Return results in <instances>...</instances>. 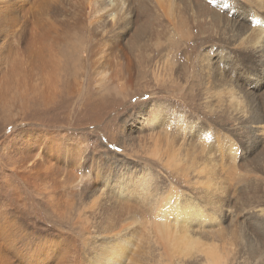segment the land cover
Returning <instances> with one entry per match:
<instances>
[{
	"label": "rangeland",
	"instance_id": "374dc122",
	"mask_svg": "<svg viewBox=\"0 0 264 264\" xmlns=\"http://www.w3.org/2000/svg\"><path fill=\"white\" fill-rule=\"evenodd\" d=\"M119 1L65 0L63 5L52 6L50 21L66 19L67 9L78 16L71 33L73 44L62 38L54 54L47 55L45 47L32 41L25 30L12 50L3 51L0 46V214L4 213L0 217V264H127L126 239L142 215L137 202H128L127 193L141 181L139 174L151 176L152 185L160 192L171 183L169 169L146 154L155 148L149 136L159 126H149V119L157 109L162 110L160 122L177 115L197 125L214 126L217 131L222 128V133L236 140L243 155L249 153L244 137L235 133L241 124L237 116L229 114L225 122L211 116L206 119L207 111L199 100L180 95L187 91L191 72L201 68L202 63L197 62L200 54H207L211 62L220 58L234 63L241 57L236 69L240 78L254 76L255 89L256 81L264 76V58L257 61L248 48H237L229 35H219V29L209 35L203 20L197 34L202 36L184 46L187 30L176 22L175 0ZM137 1L145 15L138 10ZM202 1L218 9L224 0ZM26 5L33 11L39 1L28 0ZM260 5V0H228L221 21L235 29L240 16L247 17L245 12L251 6ZM74 12L68 14L69 19L75 17ZM128 13L129 23L118 26L120 17ZM263 13L260 9L262 17ZM107 14L114 22H108ZM31 21V17L24 20L26 28H31ZM146 21L151 24L144 26ZM140 27L144 30L138 35V47L130 54L128 44ZM209 39L211 42L199 45L200 40ZM182 46L188 47L189 63L196 66L188 68L185 59L176 60V48ZM117 49L122 57L132 59L127 73L118 65L120 58L114 57ZM140 53L145 57L142 62L134 56ZM17 60L22 67L17 66ZM49 60L54 63L49 65ZM163 61L171 69H166L167 78L160 82L154 66ZM13 69L10 80L3 82ZM185 107L194 112L185 111ZM27 148L46 168L45 172L34 169L31 179L22 176L28 171L24 167L30 165V160L22 163ZM249 158L253 159V154ZM37 172L46 174L36 177ZM258 174L263 178L259 168ZM180 189L190 198L186 188ZM51 192L54 194L49 196ZM142 253L138 251L137 258ZM262 255L258 264L264 262Z\"/></svg>",
	"mask_w": 264,
	"mask_h": 264
},
{
	"label": "bare ground",
	"instance_id": "6f19581e",
	"mask_svg": "<svg viewBox=\"0 0 264 264\" xmlns=\"http://www.w3.org/2000/svg\"><path fill=\"white\" fill-rule=\"evenodd\" d=\"M38 1V8L32 11L26 5L28 0H0V46L3 51L8 50L7 48L12 50V44H15L22 35L21 30L27 31L31 35V40L40 47H45L47 55L54 54L62 38L63 41L72 43L71 33L76 28L77 14L67 9L66 19L50 21L49 9L52 6L63 5L66 3L65 0ZM175 1L176 22L187 30L184 46L193 39L195 41L196 37L202 36L197 34L201 29L199 21L203 20L207 21L205 31H209V35L217 34L216 29H219V35H229L237 48H248L257 61L264 58V17L260 14V9L264 11V0H260V8L251 6L245 12L247 17L240 16L238 27L235 29L220 18L221 10L228 5V0H224L218 9L210 8L202 0ZM119 2L121 3V0ZM137 6L145 15L146 11L140 1H137ZM71 12L75 13L73 19H69L68 16ZM27 17L32 18L31 28H26L23 23ZM106 18L108 22H114L110 14H107ZM130 20V13L121 16L117 22L118 26L126 25ZM151 21H146L144 26L150 25ZM169 22L173 25L171 20ZM143 30V27H140L130 40L128 44L130 54L137 49L138 35ZM81 40L79 44L77 41L76 43L84 53L85 45ZM206 42H211V39L204 42L200 40L199 45ZM188 53V47H178L175 58L185 59L188 63L185 66L188 68L196 66L197 64L190 65ZM141 54L143 53L134 55L138 56L140 62L145 59ZM114 57L120 58L121 62L118 65L126 69L127 73V69L132 65L131 57H122L119 49L114 50ZM250 60L253 61L251 56ZM197 62L202 63L201 68L198 72H191L187 91L180 97L185 94L191 99L199 100L200 105L207 111L206 113L204 111L206 119L216 117L225 122L229 114L237 116L241 124L236 128L235 133L244 137V142L249 145V153L243 155L236 140L222 133V128L221 131H217L214 126L197 125L193 121L178 118L180 116L177 115L165 120L166 122H160L162 116L159 115L162 114V110L157 109L156 114L151 113L149 126L158 124L159 128L149 136L155 148L152 152L146 151V154L157 158L165 168L169 169L168 177L171 183L167 187L164 186L166 188L160 192L156 185H152L151 176L149 178L147 174H139L141 181L127 193L128 202L135 201L138 207L142 208V215L138 220L136 219L137 224L133 234L126 239L127 264H258L263 258L264 76L256 81L255 89L251 81L254 76L244 75L240 78V73L236 69L237 65L242 63L241 57L234 63L220 58L211 62L207 54H200ZM53 63L54 61L49 65ZM17 66L22 67L18 60ZM154 69H158L162 82L167 78L166 69L171 67L163 61L158 66H154ZM13 73L15 69L9 76L2 78L3 82L9 81ZM129 79L130 75L127 74L126 80ZM241 80H244L243 84ZM176 89L181 91L182 88ZM185 109L194 112L188 107ZM213 124L216 125L214 122ZM159 143L164 144L165 147L160 146ZM251 154L253 159L249 158ZM34 156L33 150L28 148L24 150L22 163L25 165V161L30 160V165L24 167L28 170L26 175L20 174L26 178L30 177L29 179L32 178L34 169L37 168L38 171L43 169L40 160L33 159ZM20 166L17 165L16 169H20ZM258 168L263 178L259 176ZM43 170L45 172L46 168ZM40 172L34 176L46 174ZM180 187L188 190L190 198L184 197ZM3 216L4 213H1L0 217ZM258 241L263 243V248H260V242L258 246ZM138 251L144 253L137 258ZM118 252L122 253L123 250ZM260 263L264 264V262Z\"/></svg>",
	"mask_w": 264,
	"mask_h": 264
}]
</instances>
